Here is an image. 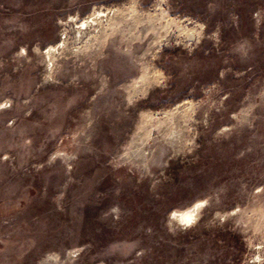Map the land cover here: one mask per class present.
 Here are the masks:
<instances>
[{"label": "rangeland", "instance_id": "rangeland-1", "mask_svg": "<svg viewBox=\"0 0 264 264\" xmlns=\"http://www.w3.org/2000/svg\"><path fill=\"white\" fill-rule=\"evenodd\" d=\"M0 264H264V0H0Z\"/></svg>", "mask_w": 264, "mask_h": 264}, {"label": "bare ground", "instance_id": "bare-ground-1", "mask_svg": "<svg viewBox=\"0 0 264 264\" xmlns=\"http://www.w3.org/2000/svg\"><path fill=\"white\" fill-rule=\"evenodd\" d=\"M87 22H88V21H87ZM189 212H190V211H189ZM179 214H180V213H179ZM182 214H183V213H182ZM178 216H179V215H178ZM180 216H181V215H180ZM182 216H183V215H182ZM191 216H192V215H189V214L186 213V214H184V216H183V218H182L181 221L186 222V223H187V222L189 223V221L191 222ZM177 218H178V217H177ZM180 219H181V217H180ZM186 223H185V224H186Z\"/></svg>", "mask_w": 264, "mask_h": 264}]
</instances>
